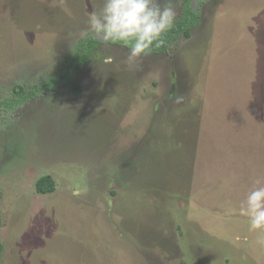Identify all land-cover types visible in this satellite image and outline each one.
<instances>
[{
  "label": "rangeland",
  "instance_id": "374dc122",
  "mask_svg": "<svg viewBox=\"0 0 264 264\" xmlns=\"http://www.w3.org/2000/svg\"><path fill=\"white\" fill-rule=\"evenodd\" d=\"M103 3L0 0V98L61 69ZM98 50L81 94L0 108L1 264H264L239 211L264 183V0L205 2L169 52Z\"/></svg>",
  "mask_w": 264,
  "mask_h": 264
},
{
  "label": "clouds",
  "instance_id": "9594fccd",
  "mask_svg": "<svg viewBox=\"0 0 264 264\" xmlns=\"http://www.w3.org/2000/svg\"><path fill=\"white\" fill-rule=\"evenodd\" d=\"M175 18L173 0H165L163 6L160 0H104L100 12L89 15V25L104 40L128 46L131 63L163 42ZM254 184L239 211L248 218L250 230L264 231V183L257 179ZM258 242L264 243V238Z\"/></svg>",
  "mask_w": 264,
  "mask_h": 264
},
{
  "label": "trees",
  "instance_id": "16d2710c",
  "mask_svg": "<svg viewBox=\"0 0 264 264\" xmlns=\"http://www.w3.org/2000/svg\"><path fill=\"white\" fill-rule=\"evenodd\" d=\"M203 4L204 2L201 6ZM200 15L201 11L196 13L191 7V0H187L182 13L175 19L172 29L163 35V42L159 46L154 45L147 54L169 52L179 38H189L192 30L200 22ZM92 32L87 33L73 44L71 51L65 55V65L61 69L52 73L38 72L28 81L18 80L12 90L1 96L0 108L10 112V109H14L17 105H23L42 94L53 93L58 88H65L74 95L81 94L83 91L82 85L76 80V77L96 56L97 51H99L98 46L101 43L92 35ZM113 43L129 49L121 42L113 41ZM3 90V88H0V92ZM37 187L42 193L52 192L54 180L51 176H45L38 181ZM4 249V243L0 239V264Z\"/></svg>",
  "mask_w": 264,
  "mask_h": 264
},
{
  "label": "water",
  "instance_id": "95a60500",
  "mask_svg": "<svg viewBox=\"0 0 264 264\" xmlns=\"http://www.w3.org/2000/svg\"><path fill=\"white\" fill-rule=\"evenodd\" d=\"M210 0H191V7L193 8V10L198 13L201 10V3L202 2H208ZM92 35L99 40L100 42H110L111 40H104L103 37L98 34L95 33L94 31L92 32Z\"/></svg>",
  "mask_w": 264,
  "mask_h": 264
},
{
  "label": "flooded vegetation",
  "instance_id": "af4514ba",
  "mask_svg": "<svg viewBox=\"0 0 264 264\" xmlns=\"http://www.w3.org/2000/svg\"><path fill=\"white\" fill-rule=\"evenodd\" d=\"M202 3H203V2H202ZM202 3H201V4H202ZM204 3H205V2H204ZM200 11H201V10H200Z\"/></svg>",
  "mask_w": 264,
  "mask_h": 264
}]
</instances>
